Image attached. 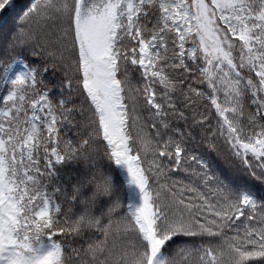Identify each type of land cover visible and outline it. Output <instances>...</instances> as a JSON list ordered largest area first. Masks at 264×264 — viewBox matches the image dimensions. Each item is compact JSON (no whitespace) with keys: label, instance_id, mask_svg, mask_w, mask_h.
Returning <instances> with one entry per match:
<instances>
[{"label":"snow or ice","instance_id":"6c2138e0","mask_svg":"<svg viewBox=\"0 0 264 264\" xmlns=\"http://www.w3.org/2000/svg\"><path fill=\"white\" fill-rule=\"evenodd\" d=\"M18 7L0 0V264H68L57 236L92 229L103 239L80 264H264V0ZM49 69L63 74L58 102L42 89ZM77 123L90 131L74 144L60 129ZM101 158L126 171L140 203L117 218L120 200L77 230L74 189L49 193L42 178L77 159L103 174Z\"/></svg>","mask_w":264,"mask_h":264},{"label":"trees","instance_id":"16d2710c","mask_svg":"<svg viewBox=\"0 0 264 264\" xmlns=\"http://www.w3.org/2000/svg\"><path fill=\"white\" fill-rule=\"evenodd\" d=\"M31 0H16L17 11L21 10L24 6L28 5ZM3 55L2 52V42H0V56ZM34 59V58H32ZM35 63H41L39 60H35ZM63 79V74L60 72L54 73L51 69L43 74V80L45 82L46 88L42 86V89L45 91H50V97L56 98L58 102V98L60 97V82ZM6 89L0 86V95L5 93ZM0 106H2V101H0ZM71 106V105H69ZM77 121L80 122L83 120L82 117L77 115ZM90 129L85 128L82 126L81 123H77L75 127H69L65 125L63 128L60 129L61 135L64 136L67 140H72L74 144L82 143L83 140L88 139ZM44 135H47V132H44ZM106 143V142H104ZM197 155H206V157L217 166L218 170H224L225 165L224 163L217 158L215 153L209 152L205 145H201L199 148L195 149ZM102 157V152L100 153ZM54 161V158H53ZM99 166L101 167L102 171L106 174L111 175L113 179V183L116 188V192L111 197H101L96 202V206L93 209V214L97 216H101L103 222V213H105L108 207L112 204L113 200L116 196H119L122 209L120 212L116 213L115 216L118 218L120 215L123 214L124 211H127L129 204V187H128V180L126 171L123 168L117 167L114 164L111 165L105 158H101L99 160ZM40 169L41 172H45V162L43 160V151L41 150L40 153ZM53 175L51 177L44 176L43 182L47 185V191L49 193L54 192L55 188L60 189L64 192L67 196H71L74 186L80 184L85 177L91 174L92 172V165L91 160L85 161L83 159L77 160H65L62 161L60 164H53V168L51 170ZM174 178H180L187 180V177L183 173H173ZM245 179H249L250 182L256 183L252 181L249 177H244ZM258 186V185H257ZM92 191V186L88 185L86 188L82 189L81 194L83 196H87ZM57 200L59 202V195H57ZM80 197L77 196L76 200L73 202L74 205V214H77L81 211L80 206ZM62 218V217H61ZM105 223L107 220L105 219ZM44 241V246L47 247V238H42ZM57 239L63 240L66 246V255L68 257V264H80V260L85 258L84 250L87 248L89 242L94 240H102L103 236L96 231L95 229L92 230H85L79 236L69 235L64 237L62 234L57 236ZM113 240L116 241L117 244L120 243L119 237H112L109 239V245L111 246ZM75 250V251H74ZM177 251L176 246H171L168 251L161 257V259L166 260L167 256L171 257Z\"/></svg>","mask_w":264,"mask_h":264},{"label":"clouds","instance_id":"9594fccd","mask_svg":"<svg viewBox=\"0 0 264 264\" xmlns=\"http://www.w3.org/2000/svg\"><path fill=\"white\" fill-rule=\"evenodd\" d=\"M88 185L92 186V191L87 195L81 194L82 189ZM116 192L115 185L111 175L97 172L95 176H88L83 179V182L74 186L73 195L80 197L81 211L75 214L74 219L71 221L73 228L79 230L80 228H93L101 219V216L93 214V209L96 206V202L101 197H111ZM120 201L119 196L113 200L112 204ZM33 239H37L40 236L45 235L44 225L39 222L33 223L31 230Z\"/></svg>","mask_w":264,"mask_h":264},{"label":"rangeland","instance_id":"374dc122","mask_svg":"<svg viewBox=\"0 0 264 264\" xmlns=\"http://www.w3.org/2000/svg\"><path fill=\"white\" fill-rule=\"evenodd\" d=\"M128 187H129V192H130L129 204L138 206L140 203L138 189H136L134 185H131L129 183H128Z\"/></svg>","mask_w":264,"mask_h":264}]
</instances>
